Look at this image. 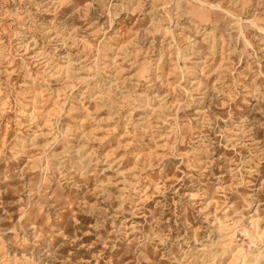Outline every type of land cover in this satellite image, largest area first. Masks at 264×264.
<instances>
[{"label": "rangeland", "instance_id": "obj_1", "mask_svg": "<svg viewBox=\"0 0 264 264\" xmlns=\"http://www.w3.org/2000/svg\"><path fill=\"white\" fill-rule=\"evenodd\" d=\"M0 264H264V0H0Z\"/></svg>", "mask_w": 264, "mask_h": 264}]
</instances>
